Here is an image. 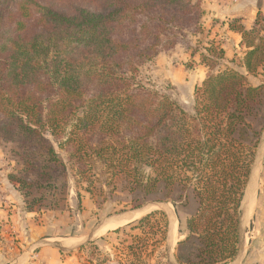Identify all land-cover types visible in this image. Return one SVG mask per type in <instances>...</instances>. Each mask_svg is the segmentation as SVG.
I'll list each match as a JSON object with an SVG mask.
<instances>
[{
	"label": "trees",
	"instance_id": "1",
	"mask_svg": "<svg viewBox=\"0 0 264 264\" xmlns=\"http://www.w3.org/2000/svg\"><path fill=\"white\" fill-rule=\"evenodd\" d=\"M94 3L65 11L40 0H0V137L17 143L22 167V176L8 174L9 182L27 211L58 207L57 200L43 204V191L64 188L56 181L65 176L48 136L59 140L67 122L69 168L87 191L102 175L112 190L125 184L136 201L194 203L176 261L229 264L238 253L239 207L264 130V83L249 82L250 75H264V15L258 11L250 29L241 18L229 23L242 37L244 71L214 72L225 56L215 44L201 54L210 71L188 109L143 84L138 72L178 35L202 29L201 1ZM156 213L129 224L146 237L141 244L130 235L127 264H151L167 242L169 217L161 225ZM158 231L163 238L153 242Z\"/></svg>",
	"mask_w": 264,
	"mask_h": 264
},
{
	"label": "rangeland",
	"instance_id": "2",
	"mask_svg": "<svg viewBox=\"0 0 264 264\" xmlns=\"http://www.w3.org/2000/svg\"><path fill=\"white\" fill-rule=\"evenodd\" d=\"M40 1L46 4H53L55 7L65 11H73L78 6L94 7V2H98V0ZM200 1L204 10L205 0ZM201 23L202 29L197 30L192 28L183 35H178L174 41L175 44L161 47L157 56L151 61L144 63L138 72V79L143 84L171 95L183 103L188 109L193 107L196 87L203 82L210 71L201 62L203 60L201 54H207L206 48L210 47L211 44L222 47L221 42H223L221 37H219L221 32H223L221 30H224L223 28L219 27L215 32H211L209 29L211 24L215 26L219 25V19H216V21L213 20L212 17L207 16V12L205 13L204 10ZM243 53L245 51L242 49L239 56H237V53L235 54L237 57L233 56V58L227 59L224 56L222 60L217 61L219 64L214 69V72L226 68H236L244 71L240 66ZM212 58V60H218L216 57ZM249 82L253 85L264 83V75H250ZM67 130L69 129L67 128L66 122L63 133L57 137L59 140H62V147H59V140L50 135L48 136L65 164V176H58V180L56 181L60 187L64 184V188L53 192H50L49 189L43 191L47 193L43 204L50 205L51 202L57 200L58 207H43L39 211H28L33 213V216H37V221L41 225L45 224L44 232L48 238L21 241L15 239V234L6 233V243L11 244L14 248L17 247L16 253L14 254H18V256L14 258L12 264H25L28 255H34V252L44 248L37 246V248L30 250L33 245L42 241L55 242L67 247L76 246L69 251L54 249L61 252L62 255H67V257L72 256L80 264H120V262L125 264L127 258H132L127 257V253L129 252L127 247L134 239L130 235L138 234L136 243L139 241L141 244L146 237L145 233L141 230H131L129 224L152 212H157L154 216H158L161 225H164V216H171L174 233L171 247L168 245V239L167 242L162 240L161 245L158 246L159 250L156 256L153 260L151 259V264H168V261H175L174 254L176 252V246L180 240L185 238L187 230L186 219L195 210L196 205L192 202L185 206L180 204L176 205L167 200L157 201L155 197H149L144 201H136L134 200V195L129 192L125 184L118 182L117 187L112 190V186L104 184L105 178L102 175L94 177V185L90 191H87L89 187L87 182H78L79 178L69 168L70 149L69 146L67 147ZM14 150H17V143L6 142L0 137V164L3 172L7 174L15 173L22 176V167L18 163V158ZM254 163L256 167L253 169ZM251 169L253 170L251 171L252 175H249L250 178H248L241 199L242 204L246 202L248 210L247 215H244L246 220L243 224L244 252L239 260L235 261V257L229 264H255L257 261H254L256 259L251 255L252 251L264 248V222L259 218L261 209L264 207V141L260 145L259 150L257 148L255 150ZM28 176H31V174ZM30 178L33 179L34 176ZM54 193L56 194L53 197ZM34 194L37 193L35 192ZM163 194L164 191L160 192L159 196H163ZM242 207L240 204L238 226L240 223L239 215L245 214L246 211L245 209L241 210ZM53 216L54 218H52ZM113 217L125 219V222L118 227H121L123 230L121 229L119 232H115L114 230L116 228H107L102 231L107 226L105 224L98 231L99 233L95 232L96 227L100 223L105 220L112 221L111 219ZM154 237L153 242L161 240L163 235L158 231V234ZM81 243L83 244L80 247L77 246ZM3 245L5 243L0 238V247ZM124 252L126 254H123ZM9 255L11 259L13 257L12 253ZM2 262V264H5V259Z\"/></svg>",
	"mask_w": 264,
	"mask_h": 264
},
{
	"label": "crops",
	"instance_id": "3",
	"mask_svg": "<svg viewBox=\"0 0 264 264\" xmlns=\"http://www.w3.org/2000/svg\"><path fill=\"white\" fill-rule=\"evenodd\" d=\"M204 10L205 13L207 12V16L209 15L213 20H220L219 25L211 24L209 29L211 32L217 31L219 27L224 29L221 30L223 32L219 37L223 40L221 44L225 51V58L231 59L233 56H239L240 51L242 49L245 51V48L242 45L241 34L231 30L228 21L233 18H241L247 29L252 28L258 11H261L264 15V0H205ZM236 53L237 56H235ZM243 55L244 53L241 57ZM259 218L264 222V207L261 209ZM44 229L45 224L41 225L37 221V216H33V213L26 210L24 196L9 182L8 174L3 172L0 164V238L5 243L0 247V264L3 263V259L6 261L5 264H12L14 258L18 256V254H14L17 247L14 248L11 244L6 243V233L15 234V239L21 241H33L48 238L45 236ZM10 253L13 256L11 259ZM251 255L255 257L256 260L254 261H257L255 264H264V248L253 250ZM25 264L80 263L72 256L62 255L61 252L52 247H44L34 252V255H28Z\"/></svg>",
	"mask_w": 264,
	"mask_h": 264
},
{
	"label": "water",
	"instance_id": "4",
	"mask_svg": "<svg viewBox=\"0 0 264 264\" xmlns=\"http://www.w3.org/2000/svg\"><path fill=\"white\" fill-rule=\"evenodd\" d=\"M263 141H264V131H263V133H262V137L260 138V141H259V145H258V147H257V150H259V148H260V145L263 143ZM258 152V151H257ZM256 152V153H257ZM257 155V154H256ZM257 156H259V155H257ZM255 163H256V161H255ZM254 163V164H255ZM254 167H253V169L256 167V164L255 165H253ZM251 171H253L252 169H251ZM252 175V173L250 172V176ZM250 178V177H249ZM242 205H243V207H242ZM241 210L243 209H245V210H247V207H246V202L244 203V204H242L241 203ZM244 215H246V214H240L239 215V246H238V253H237V256H236V258H235V261H237V260H239L240 259V257H242V255H243V252H244V238H243V224L245 223V216ZM117 218H121V217H113L111 220H114V219H117ZM109 221H103L102 223H100L97 227H96V231L95 232H98L103 226H105V224H107ZM173 220H172V218H171V216H169V232H168V245H169V247H171V242L173 241ZM83 243H81V244H78L77 246H81ZM37 246H40V247H52V248H57V249H59V250H62V251H69V250H72L74 247H76V246H73V247H67V246H63L62 244H59V243H55V242H50V241H42V242H40V243H38V244H36V245H33L31 248H30V250L31 249H34V248H37ZM169 250H170V248H169ZM170 264H180V263H178L176 260L174 261H170Z\"/></svg>",
	"mask_w": 264,
	"mask_h": 264
},
{
	"label": "bare ground",
	"instance_id": "5",
	"mask_svg": "<svg viewBox=\"0 0 264 264\" xmlns=\"http://www.w3.org/2000/svg\"><path fill=\"white\" fill-rule=\"evenodd\" d=\"M254 206V205H253ZM251 211H252V209H251ZM247 213H248V210H246L245 211V214L247 215ZM123 218V217H122ZM132 219V218H131ZM129 221V220H128ZM125 222V219L123 220V219H120V218H117V219H114V220H112V221H109L108 223H107V226L106 227H104L103 229H102V231H104L105 229H111V228H118L119 226H121L123 223ZM173 229H174V225H173ZM101 231V232H102ZM99 233V232H98ZM173 233H174V230H173ZM172 243H173V241L171 242V245H172ZM20 264V263H19Z\"/></svg>",
	"mask_w": 264,
	"mask_h": 264
}]
</instances>
